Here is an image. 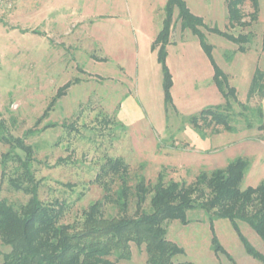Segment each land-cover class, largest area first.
Masks as SVG:
<instances>
[{
  "label": "rangeland",
  "instance_id": "obj_1",
  "mask_svg": "<svg viewBox=\"0 0 264 264\" xmlns=\"http://www.w3.org/2000/svg\"><path fill=\"white\" fill-rule=\"evenodd\" d=\"M167 1L15 0L0 7V131L31 146L39 200L61 204L64 223H81L84 211L102 199L96 176L107 159L124 161L133 186L139 176L153 185L159 174L165 182L188 185L201 172L224 168L238 157L249 162L242 189L264 182V128L259 130L239 105H261L264 125V100L247 99L254 71H264V0H257L256 19L245 29L228 26L225 0H183L206 26L251 36L246 52L239 53L237 45L201 29L212 46L214 64L235 88L238 101L230 119L235 131L203 126L205 136L190 118L224 99L213 82L210 58L195 35L181 30L175 10L164 47L171 82L166 101L164 69L154 42ZM241 10L244 21H250V0ZM67 83L65 95L56 98ZM46 124L54 127L41 130ZM9 150L0 140V200L17 209L28 196L9 182L17 163L7 159L1 175V156ZM148 202L142 209H149ZM128 203V215L138 216L135 198ZM116 213L109 203L104 205L105 217ZM211 217L196 208L187 212V224H165L166 239L183 249L174 263L264 264L245 249L244 241L264 256L262 241L248 225L239 222L235 229L228 220ZM214 237L226 254L213 251ZM8 251L0 241V253ZM108 259L149 264L144 246L134 243L128 259Z\"/></svg>",
  "mask_w": 264,
  "mask_h": 264
},
{
  "label": "trees",
  "instance_id": "obj_2",
  "mask_svg": "<svg viewBox=\"0 0 264 264\" xmlns=\"http://www.w3.org/2000/svg\"><path fill=\"white\" fill-rule=\"evenodd\" d=\"M250 2L253 8L252 17L250 21H244L241 8L245 0H225L230 28L238 26L245 29L256 19L257 0ZM175 10L181 30H189L195 35L210 58L213 82L224 99L223 104L204 109L198 116L191 117L190 122L195 128L202 130L201 136H205L203 126L210 125L221 126L224 131L232 133L235 129L230 119L232 104L238 102L236 90L214 64L212 46L207 44L201 29L237 45L239 53L246 52L251 36L249 33L234 36L216 27L210 28L200 17L190 12L183 0H168L161 28L154 42L155 46H159L158 60L164 69L166 101L171 82L164 65V47L170 39ZM69 87L70 83L61 87L56 98H62ZM254 97L264 100V71L258 68L254 71L247 92V99ZM239 105L251 113L258 129L263 130L262 106L250 109L243 104ZM244 117L247 128H252L253 124L248 117ZM51 127L54 125L46 124L41 130ZM0 140L10 148L1 156V175L5 176L7 159L17 163L18 166L12 172L14 177L9 182L16 191L28 196L27 202L17 209L7 201L0 200V241L4 247L9 248L8 252L0 253V264H115L108 258L114 256L116 260L128 259L130 243L144 246L149 264H192L172 261L174 256L183 254V249L166 239L165 224L171 221L187 224V212L196 208L212 213L211 220H228L235 229H238L239 222L248 225L264 247V182L256 187L242 189L249 166L247 159L238 157L224 168L201 172L188 185L175 181L165 182L164 176L159 174L153 185L146 184L144 177L139 176L134 186L130 185L128 167L124 161L120 158L107 159L96 176V180L103 187L102 199L95 201L84 211L81 223L69 224L62 221L61 204L54 202L46 205L39 200V183L35 181L32 170L34 160L31 146L21 139L4 137L1 131ZM130 197L135 198L136 207L141 211L136 217L128 215ZM148 198L149 209L146 211L142 208ZM107 203L111 205V209L117 211L114 216L103 215V207ZM244 245L249 255L264 262L262 254L246 241ZM212 248L215 253L226 254L215 237L212 239Z\"/></svg>",
  "mask_w": 264,
  "mask_h": 264
},
{
  "label": "built area",
  "instance_id": "obj_3",
  "mask_svg": "<svg viewBox=\"0 0 264 264\" xmlns=\"http://www.w3.org/2000/svg\"><path fill=\"white\" fill-rule=\"evenodd\" d=\"M15 0H0V7L6 6L9 7L13 4Z\"/></svg>",
  "mask_w": 264,
  "mask_h": 264
},
{
  "label": "crops",
  "instance_id": "obj_4",
  "mask_svg": "<svg viewBox=\"0 0 264 264\" xmlns=\"http://www.w3.org/2000/svg\"><path fill=\"white\" fill-rule=\"evenodd\" d=\"M119 117H121V115H119Z\"/></svg>",
  "mask_w": 264,
  "mask_h": 264
}]
</instances>
